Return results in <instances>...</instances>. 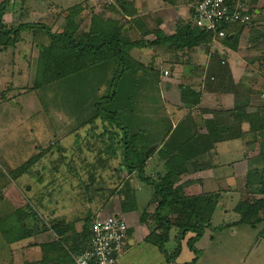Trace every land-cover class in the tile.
<instances>
[{
    "label": "rangeland",
    "instance_id": "obj_1",
    "mask_svg": "<svg viewBox=\"0 0 264 264\" xmlns=\"http://www.w3.org/2000/svg\"><path fill=\"white\" fill-rule=\"evenodd\" d=\"M14 1L18 9L22 0ZM33 1L31 0L32 3ZM192 2L194 0L164 1L166 5L184 3L183 9L179 7L180 12L183 11L179 14L181 19L178 18L180 20L173 24L171 30L175 32L178 25H183L188 20L183 19L186 16L184 12L192 8ZM35 3L40 10L46 11L44 15L32 16L29 13L31 9H20L15 11L13 20L11 18L5 23L7 27L14 28L30 23L28 20H36L52 31L61 32L65 23L59 28V19L70 16L75 25L74 30L84 33L89 29L90 15L97 13L106 18L109 9L103 4L95 6L87 0H37ZM262 6L264 7V3ZM73 11L76 14L69 15ZM261 17L264 20V15ZM151 18L153 23H149L150 29H147L146 34L139 33L135 25L129 23L130 20L124 23L129 26L124 31L127 39L141 40L146 45L142 55L131 53L141 47L129 51L126 61L129 68L113 87V98H109V95L112 79L118 69L117 58L36 89L32 87L37 54L33 44L46 38L45 31L28 27L22 29L19 36L10 35L0 45V53L7 54L4 57L0 54V104H8V99L16 103L14 109L0 111V198L3 204L9 202L10 198L14 200L15 205L6 207V210L26 212L24 230L30 232L29 237L11 243L0 232V264H56L62 255L68 261L67 264H72L71 257H67L70 255L67 252L68 245L64 238L59 240L58 234L55 239L54 231L50 229L51 224L58 221L71 223L78 234H81L96 212L124 213L127 201L134 202L135 207L131 211L136 210L140 222H143L141 216L146 212L144 223L150 230L155 227L152 217L155 210L152 188L140 181L136 171L129 173L125 168L123 155L126 141L122 139L121 127L126 129L127 140L132 141L137 150H144V155L153 147L145 156L144 176L153 179L161 177L167 171L165 158L183 147L182 136L179 135L181 128L173 127L177 120L171 116V109L176 104L188 107V97L193 103L195 96L187 92L186 88L189 86L181 84L180 80L161 77V71L168 67L167 58L170 61L173 59L169 51L175 49L172 50L174 55L178 53L172 44L147 45L155 40L153 37L158 30L156 17L151 15ZM170 20H174V17L170 16ZM96 24L100 28L107 26L101 21ZM251 38H255V35ZM258 41L259 50L263 51L262 41L259 38ZM13 43L18 44L13 46ZM211 43L217 44L212 40L199 47L205 48L219 60L224 53H215L211 49ZM2 50L5 52H1ZM251 50L257 49L252 47ZM13 63L17 65L14 66ZM20 71L23 76L19 74ZM7 73L12 76L11 80L8 78L10 76H6ZM206 79L202 78L201 81ZM12 82L19 86L12 88ZM167 84H172L175 89L169 88ZM115 111L118 113L119 125L111 117H107ZM33 159L25 172L19 173L16 178L12 177V172ZM194 161L203 164L210 160ZM221 170L222 168H218L214 171L218 174ZM184 194L187 195L185 192ZM226 197L223 193L205 196L202 201L204 203L196 205L195 211L200 219L210 223L203 236L195 243L198 255L194 264H264V223L254 222L251 225L240 222L239 215L232 210L234 200ZM211 199L215 200L216 206L209 204ZM6 217L0 219L5 220ZM195 221L196 217L191 219V223ZM172 231L171 239L165 245L168 253L176 245L173 240L175 232ZM146 235L139 234L143 238ZM190 235L182 239L181 249L174 263L189 262L194 257V252L186 245V238ZM6 236L12 238V233L8 232ZM52 238L56 245L52 246V250L49 249V259H45L42 255L47 254L46 248L40 249L38 244L42 245ZM132 245L131 249L127 247L128 251L121 255L120 264H173L166 262L152 243ZM55 246H60L61 251ZM125 247L126 245L124 250H127Z\"/></svg>",
    "mask_w": 264,
    "mask_h": 264
},
{
    "label": "crops",
    "instance_id": "obj_2",
    "mask_svg": "<svg viewBox=\"0 0 264 264\" xmlns=\"http://www.w3.org/2000/svg\"><path fill=\"white\" fill-rule=\"evenodd\" d=\"M28 1L29 0L20 1V6L17 9V7H15V1L10 0L4 9L2 16L3 22L8 23L11 18L13 20L15 11L20 9H24L25 11L31 9L29 13L32 16H41L46 13L43 9H39V6L35 3L37 0H34L33 3L31 0L30 2ZM164 1L167 0H123V4L118 11L114 7L113 9L107 7L109 8L107 9V17L102 18L100 16V18L110 22L111 30L120 27L122 23L124 24L127 20H130L129 23L135 25L136 30L141 33L142 31L150 29L149 23H153L151 15H154L156 17V23L158 24V30L155 31V34L157 31L161 30V34L170 35L174 33V30H171V28L174 27L173 24H177V21L181 19L179 14L183 13V11L180 12L179 7L183 9L184 3L180 5L169 3L166 5ZM263 3L264 0L252 1L254 14L259 16V10L262 8ZM134 9L136 12L133 11ZM191 10L192 9L189 8L184 12V15H186L183 18L184 20L190 19ZM131 11L133 13L132 15ZM96 15L98 14L96 13ZM91 16L92 15H90V19ZM170 16L174 17V20H170ZM132 18H137L136 24H134ZM59 20V28H61L63 23L66 22L65 16L61 17ZM28 21L31 24L37 23L36 20ZM52 22L54 21L52 20ZM126 25L128 24L122 26L123 32L127 31L129 27ZM263 27L264 20H257L252 25V28L244 29L240 33L236 32L237 48L235 49L229 48L221 41H215L214 43H217L216 45L211 43L213 46L211 49L215 53H224L219 60L214 54H211V52L209 53L205 48H200L199 46L176 48L178 54L175 55L173 52L175 49H172L173 51L170 50L169 53L172 54L173 59L170 61V58H167L168 67L164 68L160 73L161 77L168 80L178 79L181 84L188 85L192 91L191 94L195 96V101L193 103L191 98L188 97L190 102L187 105L188 107H182V104L181 106L176 104L177 106H173V109H171V116L177 120L173 123V127H175V129L181 128L179 135L180 137L182 136L181 143H183V147H181L182 149H180V151H177L186 160L187 167V172L178 177L176 186L181 187L182 191L187 195H198L200 197L198 204L200 205L204 203L202 201L205 196L212 197L215 194L221 195V193H223L225 197L227 196V199L232 197V200H234L232 210L234 213L238 214L239 217H241L239 213L240 208L247 205H257L259 201H263L264 204V50H259L260 44H258L257 35L254 34L255 32H264ZM35 29L39 28L35 27ZM253 35H255V38H251ZM153 38L155 39L156 35ZM41 40L40 43L36 42L33 44V46H35L34 48L37 50L36 58L39 53L38 45H45L49 42L47 36ZM260 41H262L264 47V39L260 37ZM17 44L18 43H15L13 46ZM153 45L168 46L171 44L162 43ZM252 47L257 50H251ZM143 50H145L144 47L137 49L135 52L132 51V49L130 51H132L131 53L133 55L136 53L142 55L144 54ZM1 52L5 51L2 50ZM0 54L2 57L7 55ZM221 60H224V63H221ZM105 63H107V61ZM12 65L16 66L17 64L13 63ZM164 70L168 71L167 75H163ZM34 73L35 67L33 76ZM19 74L23 76L22 71H20ZM6 76H10L8 78H10V80L12 79L11 75L8 74ZM202 78L207 79L201 81ZM167 85L169 88L175 89V86H172V84ZM17 86H19V84H12V88ZM8 87L10 88V84H8ZM11 91L12 90H10V92ZM11 101L12 100L8 99V104L1 102L0 111L2 109L7 111L14 109L16 103L11 105ZM222 111L233 112L230 114L231 118L225 119V113ZM214 113L218 115L213 117ZM183 120H185V122ZM212 120L214 122H211ZM226 120L229 122L233 120V138L218 139L213 144V147L204 149L201 141L210 143L220 132L224 133ZM205 122L208 123L209 127H217V132L206 131ZM184 127H186V130ZM190 136H192V139H190ZM203 159H209L210 161L203 164L194 161H203ZM218 168H222V170L217 174L214 170ZM218 198H221V196ZM208 202L210 205L216 206L214 199ZM12 205H15V203L11 198L9 202H5V204H3V200L0 198V218L11 215L16 211L14 209L12 211L6 210V207H11ZM208 206L207 204V208ZM14 208L16 209V207ZM262 210L259 211V217L261 218L264 217ZM135 211L127 210L121 214L116 213L123 216L128 223L125 241L126 249L127 247L131 249V246H134L132 244H139L140 242L151 244L145 240V237L156 227V222L153 218L155 227L150 230L144 223L145 220L140 222L139 219H137ZM207 212L210 214L208 209ZM195 217L197 218L196 220L199 219L202 221L197 211H195ZM202 222H205L207 225L206 228L210 223L208 220H203ZM261 222L264 223V221H259L257 223ZM87 227H89V225ZM171 231L176 233L175 228H172ZM74 232L78 234L75 226L74 230L63 233L62 237H72ZM54 234L56 239V233L54 232ZM139 234L147 235L143 238V236L141 237ZM66 244L70 249L71 241L66 242ZM53 245H56L53 238L49 241H44L42 245L38 244L40 249L44 250V247L46 248L45 251L47 254H43L42 257L49 259L50 250L53 249ZM68 247H66V249ZM54 248L61 251L60 246H55ZM69 249L67 251L69 252L68 255L73 251ZM124 251L127 252L128 249ZM67 262L68 261H65V256L62 255L56 264H67Z\"/></svg>",
    "mask_w": 264,
    "mask_h": 264
},
{
    "label": "trees",
    "instance_id": "obj_3",
    "mask_svg": "<svg viewBox=\"0 0 264 264\" xmlns=\"http://www.w3.org/2000/svg\"><path fill=\"white\" fill-rule=\"evenodd\" d=\"M9 1L10 0H2L0 2V45L4 44L5 39L10 35L13 37L19 36L20 31L28 27L39 28L45 31L49 37L48 44L38 45L39 53L36 58L35 73L32 84V87L36 89L41 88L55 80L85 70L90 66L117 58L118 69L112 79L111 93L109 95V98H113L115 93L113 87L115 88L118 79H120L129 68V65H127L126 62L129 58V51L133 48L144 47L146 45V43L142 42L141 40H128L126 36L127 33L122 31V26L111 30L110 22L108 20H102L100 16L96 14L91 16L89 29L84 33H77L76 29L74 30L75 25L72 23L70 16L66 18L64 29L61 32L52 31L48 26H45L41 23H23L14 28H8L3 22L2 16L6 4ZM122 4L123 0H119L116 5L104 6H109L112 9L114 7L116 10H119ZM133 11L136 12L135 9ZM259 11V16L254 14V17H252L248 22L242 24H233L231 27H229L227 29V35L220 41L231 49L237 48L236 32L240 33L244 29L252 28V25L255 23V21L262 20L263 18L261 16L264 15V7L262 6ZM72 14H76L75 11L71 12L69 15ZM132 14L133 13L131 11V15ZM100 21L101 23H106L107 26L101 28L98 27V24L96 23H99ZM132 21L134 24H136L137 18H132ZM76 28L78 27L76 26ZM147 32L148 30H145L142 31L141 34H146ZM254 34H257V38L260 39L261 37L264 39V32H255ZM155 35V40H151V42L149 44L147 43V45L166 43L172 44L175 46V48L180 49L182 47L191 48L212 42L211 33L204 32L194 25L192 20V10L190 19L187 20L183 25H178L174 33L165 35L163 33L161 34L160 31H157ZM186 90L189 93L192 92L189 87H187ZM222 112L225 113V119L231 118L230 114L233 113L228 111ZM117 114L118 113L115 111L111 114V116L107 117H111L117 123V125H119L117 121ZM217 115V113H214L213 117H216ZM221 115L224 116L223 114ZM233 120L231 122L226 120V126L224 128L225 132H220V134L211 140L210 143L201 141L204 149L213 147V144L218 139L233 138ZM211 122L214 121L212 120ZM205 127L206 131L208 132H217L218 129L217 127H209L208 123L206 122ZM121 130L123 132L122 139L126 141L124 143L125 148L123 155L125 168L129 173L136 171L140 181L146 183L152 188V199L155 205L153 218L156 222V227L145 237V240L149 243H152L157 248V250L164 256L166 262H173V264H176L174 263V260L180 252L181 241L183 238H185V236L191 234L186 238V245L191 251L194 252V257L189 262H183L180 264H194L198 255V250L195 248V243L199 240V238L202 237L204 229L207 225L200 220H196L194 223H191V219L195 218V209L200 197L198 195L187 196L184 194L181 187L176 186L178 177L187 172L186 160L178 152L171 153L170 156L166 157L164 161L167 166V171L164 175L161 177L158 176L156 179L144 176L143 170L146 159L144 150H137L132 144V141L127 140L126 129L124 126L121 127ZM160 154L162 155V151H160ZM34 159L22 164L21 167L12 172V177L16 178L19 173L25 172L27 165L31 164ZM126 205L124 207V211L132 210L135 207L134 202L132 201H127ZM262 209H264L263 201H259L257 205H247L243 208H240V222L253 225L252 223L254 222L257 223L259 221H264V217H259V211ZM25 215L26 212L24 210L18 211L17 209L11 215H7L5 220L0 221L1 235L8 243L30 236V232L24 230L25 228L23 220ZM145 218L146 212L141 216L142 220H145ZM88 228L89 227H86V229H84L81 234L74 232L72 237H62L63 233H66L69 230H74V226L71 223L55 222L50 226V229L58 234L57 236L59 240L64 238L65 242L71 241L70 250H73L72 253L75 254L87 247L89 241ZM172 228H175L176 230V233L173 235V240L176 241V245L174 249L168 253L165 245L171 239ZM8 232L12 233V238H8L6 236V233ZM57 245L59 244L57 243ZM67 257L70 258L71 256Z\"/></svg>",
    "mask_w": 264,
    "mask_h": 264
},
{
    "label": "built area",
    "instance_id": "obj_4",
    "mask_svg": "<svg viewBox=\"0 0 264 264\" xmlns=\"http://www.w3.org/2000/svg\"><path fill=\"white\" fill-rule=\"evenodd\" d=\"M95 5H116L119 0H87ZM253 0H194L192 20L200 30L220 41L233 24L248 22ZM224 63V60H221ZM168 71L164 70L163 75ZM264 213V209L262 210ZM264 216V214H263ZM89 241L79 253H70L74 264H120L128 231L127 220L118 214L96 213L89 224Z\"/></svg>",
    "mask_w": 264,
    "mask_h": 264
},
{
    "label": "water",
    "instance_id": "obj_5",
    "mask_svg": "<svg viewBox=\"0 0 264 264\" xmlns=\"http://www.w3.org/2000/svg\"><path fill=\"white\" fill-rule=\"evenodd\" d=\"M11 103L14 104L13 101H11ZM152 149H153V147H151L150 150H148L147 152H145V156H147Z\"/></svg>",
    "mask_w": 264,
    "mask_h": 264
}]
</instances>
